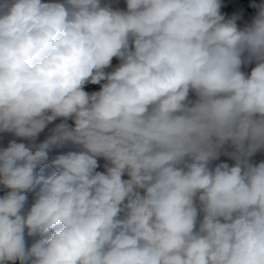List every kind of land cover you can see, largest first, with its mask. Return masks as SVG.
I'll list each match as a JSON object with an SVG mask.
<instances>
[{
	"label": "clouds",
	"instance_id": "9594fccd",
	"mask_svg": "<svg viewBox=\"0 0 264 264\" xmlns=\"http://www.w3.org/2000/svg\"><path fill=\"white\" fill-rule=\"evenodd\" d=\"M225 1L0 0V264H264V3Z\"/></svg>",
	"mask_w": 264,
	"mask_h": 264
},
{
	"label": "trees",
	"instance_id": "16d2710c",
	"mask_svg": "<svg viewBox=\"0 0 264 264\" xmlns=\"http://www.w3.org/2000/svg\"><path fill=\"white\" fill-rule=\"evenodd\" d=\"M251 1L254 2V3H264V0H251ZM108 2L112 3L114 7H119V8H121V9H125V8H126V2H125V0H108ZM238 2H239V0H233V1H228V0H226L224 3H222V4H223V7H222L221 11H222L225 15L228 14V12H229L231 6L234 5V4H236V3H238ZM255 12H256V9H255V8H251V9H249V10L247 11L246 15H245V16H242L241 19H239V20L237 21V25H238V27L242 28V27H244L246 24L250 23L252 17L255 15ZM118 64H119V60H118L117 58L114 57L113 60H112L111 66H110L109 68L105 69V71H106V72H108V71H112L113 68L116 67ZM254 66H255V64H254V62H253V63L248 64L246 67H243L242 70L245 71L246 73H250L251 68L254 67ZM101 83H103V81H102ZM98 85H99V84H98ZM99 86H100V85H99ZM90 87H93L92 84H86V85L84 86V89H86V88H90ZM59 122H60V119L58 118V119L55 121V124H56V123H59ZM53 123H54V121H53ZM53 123H52V125H53ZM55 124H54V125H55ZM52 125H51V123H50V124H49V128L46 127V128H45V129H44V130L38 135L37 140H36L37 143L43 141V140H44V137L46 138V136L49 134V129L52 128V127H54V125H53V126H52ZM41 136H43V138H42ZM11 139H16L17 141L22 140L21 138L13 137L12 134H10V133H0V142H8V141L11 140ZM22 142H24V143L27 144L28 141H26V140H22ZM65 150H66V148H63V149H54L53 152L50 153V156H51V155H55V154H57V152H62V151H65ZM4 191H6V190L3 189L2 186H0V196H2V195L4 194ZM31 242H32V238L26 236V244H27V245H30ZM17 264H19V262H17Z\"/></svg>",
	"mask_w": 264,
	"mask_h": 264
}]
</instances>
